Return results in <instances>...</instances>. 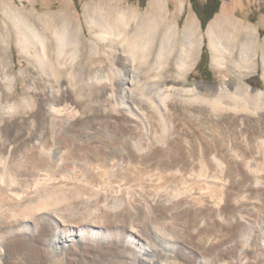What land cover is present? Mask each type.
<instances>
[{
	"label": "rangeland",
	"instance_id": "1",
	"mask_svg": "<svg viewBox=\"0 0 264 264\" xmlns=\"http://www.w3.org/2000/svg\"><path fill=\"white\" fill-rule=\"evenodd\" d=\"M151 1L0 0L2 28L7 21L2 2H11L30 13L48 29L57 20L70 29L82 26L86 42L82 56L75 63H85L90 76L97 69L101 74L100 82L94 86L86 84L79 98L71 66L60 87L56 86L54 74L41 72L32 62L33 58L31 61L20 52L10 39L13 36L10 32V64L1 63L0 55V105L22 97L27 85L31 92L30 102L21 101V108H17L18 114L26 117L25 123H17L7 133H0V148H9L14 138L12 147L16 152L9 154L6 160L21 163L29 172L37 166H48L44 154H49L52 148L58 149L60 154L57 164L63 165L65 160L74 162L72 175L52 180L48 190L55 198L68 196L69 209L65 214L69 215L71 224L77 225L81 219L88 223L96 221V226L87 225L85 230L89 235H97H93L92 240L84 238L79 244L81 250L72 244L70 248L68 243L64 256L68 264H148L142 256L134 254L133 243L128 240L141 233L147 234L148 240L157 243L156 246L171 241L169 260L178 264H264V96L225 94L219 104H213L193 102L190 94L181 91L182 87L201 83L239 81L232 69L211 65L205 28L212 19L224 15L229 17L228 29L236 22L255 27L262 37L264 0H219L217 12L204 27L189 0H182L183 4L178 6L174 0H165L170 20L178 22L180 29L188 17H196L202 32V46L195 64L184 76L176 70L177 54L168 59L167 75L163 77L156 75L148 65H138L134 75L135 91L137 86L143 88L145 94L159 89L165 96L171 84L175 89H171L165 99L162 119L145 102L144 124H133L119 100H109L103 92L109 87L107 78L112 67L105 58L103 43L87 26L85 7L89 15H93L98 5L148 13L154 10ZM198 2L201 4L204 0ZM92 42L99 47L98 53L91 49ZM2 43L0 38V54ZM72 47L69 43L63 49L66 57ZM200 60V69L207 67L211 79L205 78L197 68ZM257 60V71L243 79L252 88L264 90L261 51ZM10 75L16 77L17 90L13 95L6 89ZM75 96L79 98L80 114L68 116L66 123L52 122L49 103L62 97L70 101ZM242 101L249 104L246 102L247 110L240 112ZM51 167L48 168L54 173L57 167ZM22 197L25 198V194L18 193L12 201L22 200ZM87 200L89 206L83 208L80 201ZM112 200L115 202L113 210L103 205ZM86 209L93 211V219L87 218ZM40 215L31 218L30 226L38 228L37 222L47 217L53 230L58 217ZM8 231L5 230L4 237L10 234ZM163 233L170 238H163ZM25 235L28 236V232ZM47 236L42 237L41 242L36 241V245L43 246ZM99 236L104 238L100 240ZM41 257L39 251H34L32 259L22 260L24 264L53 263V259L48 261Z\"/></svg>",
	"mask_w": 264,
	"mask_h": 264
},
{
	"label": "bare ground",
	"instance_id": "2",
	"mask_svg": "<svg viewBox=\"0 0 264 264\" xmlns=\"http://www.w3.org/2000/svg\"><path fill=\"white\" fill-rule=\"evenodd\" d=\"M174 1L176 6L183 4L182 0ZM151 3L154 10L148 13H141L136 9L125 10L119 6L98 5L94 8L93 15H89L88 7H85L87 26L92 33L94 32L96 39L103 43L105 58L112 67V73L107 78L109 87L103 92L109 100H119L121 107L126 109L133 124H144V114L147 108L145 102L162 119L165 111V99L170 96V90L175 89L172 84H169L170 88H166L169 87L167 85L165 88L168 91L165 96H162L163 93L159 89L154 92L148 91L149 94H145L143 88L137 86L135 91L134 75L138 65H148L154 69L156 75L163 77L166 74L168 59L171 58V55L177 54L176 66L178 69L176 70L177 72L179 70L184 76L195 64L202 46V32L196 17H188L183 28L180 29L178 22L170 20L165 0H152ZM2 11L7 21L3 28L0 25V38L3 39L0 54L1 63L9 65L11 62L8 56L10 47L8 36L11 32L13 36L10 39L15 41L20 52L24 53L31 61L33 58L32 62L37 64L41 72H48V75L51 76L54 74L56 86L60 87L63 76L65 77L66 72L69 71L68 66L72 67V78L77 85L76 95L78 97L86 84L94 86L100 82L99 69L93 76H90L89 73H86L85 63L79 65L75 63L82 56L81 51L86 42V33L82 30V26L77 25L70 29L71 27L59 24L57 20L52 28L48 29L41 25L37 18L32 17L30 13H26L11 2L6 4L2 2ZM228 21V16L215 17L207 24L205 36L211 52V65L215 68L232 69L238 75L239 81L222 84L201 83L182 87L181 91L190 94L189 98L193 102L219 104L220 97L225 94L246 95L250 98L251 94L254 97L264 96V90L252 88L243 79L251 72L257 71L259 51H261L264 74V35L259 36L255 27L236 22L231 29H228ZM68 42L73 47L66 57L63 49L69 44ZM90 47L95 53L99 52V47L94 42L90 44ZM44 75L46 76V74ZM6 89L11 95L16 92V77L14 75L8 77ZM30 89V85H27L22 97L9 100L3 106L0 105L1 134L7 133L17 123H25L26 117L19 115L17 108L22 106L21 101L30 102ZM0 93L2 92L0 91ZM78 97L75 96L70 101H65V98L62 97L49 103L50 120L55 123L62 121L66 123L68 116L79 115L80 97ZM247 101H242L240 112L247 110ZM13 139L9 148H0V264H24L22 258L32 259L34 251H39L41 258L45 260L53 259L52 264H68L64 259L67 253L66 245L70 243L69 247L72 244L80 249L79 244L84 238L92 240L95 237L93 235H97V233L89 235L85 230L87 225L96 226V221L88 223L81 219L77 225L71 224L69 215L65 214V211L69 209V206L66 205L68 196L55 198L48 190L52 180H61L64 176L66 177V174L72 175V170L75 168L74 162L65 160V164H57L60 154L58 155V149L52 148L49 149V154L42 153L46 155L48 166L45 164L37 166L33 172H29L21 163L15 161V163H11L6 160L9 154L16 152L12 147V141L15 142ZM45 150L43 149V151ZM53 165L57 167L54 173L48 168H52ZM21 192L26 197L13 202L12 199L16 200L17 194ZM108 199L110 198H106V200ZM80 203L84 204L83 208L89 206L88 200L80 201ZM114 203V200L106 201L103 205L113 210ZM85 212L88 219L95 217L92 215V210L86 209ZM38 213L53 214L58 217V222L53 224V230H50L52 223L47 217L40 220L39 223L37 222L38 228L30 226L28 222H31V218L35 219L41 216ZM5 230H9L10 234L4 237ZM27 232L28 236L25 235ZM48 232L49 234H47ZM30 233L31 235H29ZM45 235L48 236L44 239L43 246L36 245L35 242L43 241ZM137 237H135L137 239L134 237L128 239L133 243L134 254L137 257L142 256L148 264H178L169 260L171 247H173L171 241L156 246L157 243L153 244L148 240L147 234H137ZM154 237L157 238L156 235ZM103 238V236H99L100 240ZM163 238H170V236L163 233Z\"/></svg>",
	"mask_w": 264,
	"mask_h": 264
},
{
	"label": "trees",
	"instance_id": "3",
	"mask_svg": "<svg viewBox=\"0 0 264 264\" xmlns=\"http://www.w3.org/2000/svg\"><path fill=\"white\" fill-rule=\"evenodd\" d=\"M191 2L192 8L197 13L202 27L206 25V23L209 21V19L214 15V13L217 12L219 8V0H204L201 4L198 2V0H189ZM210 1L213 2L211 8L208 7V4ZM201 64L202 61L200 60L197 64V68L200 70L201 73L204 74L205 78L211 79V72L207 69V67H203V70H201Z\"/></svg>",
	"mask_w": 264,
	"mask_h": 264
},
{
	"label": "flooded vegetation",
	"instance_id": "4",
	"mask_svg": "<svg viewBox=\"0 0 264 264\" xmlns=\"http://www.w3.org/2000/svg\"><path fill=\"white\" fill-rule=\"evenodd\" d=\"M212 4H213V2H212V1H210V3L208 4V7H210V8H211Z\"/></svg>",
	"mask_w": 264,
	"mask_h": 264
}]
</instances>
